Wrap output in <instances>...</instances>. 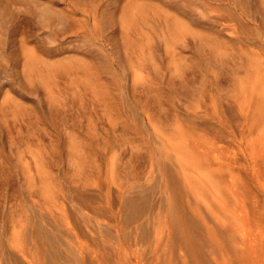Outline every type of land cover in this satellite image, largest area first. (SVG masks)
I'll return each mask as SVG.
<instances>
[{
	"label": "rangeland",
	"instance_id": "1",
	"mask_svg": "<svg viewBox=\"0 0 264 264\" xmlns=\"http://www.w3.org/2000/svg\"><path fill=\"white\" fill-rule=\"evenodd\" d=\"M0 264H264V0H0Z\"/></svg>",
	"mask_w": 264,
	"mask_h": 264
}]
</instances>
